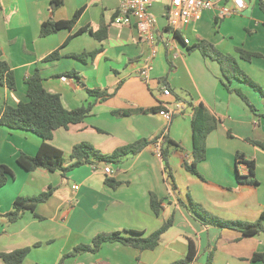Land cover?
I'll use <instances>...</instances> for the list:
<instances>
[{
	"label": "crops",
	"instance_id": "0c3cea01",
	"mask_svg": "<svg viewBox=\"0 0 264 264\" xmlns=\"http://www.w3.org/2000/svg\"><path fill=\"white\" fill-rule=\"evenodd\" d=\"M215 1L233 5V0ZM244 1L246 8L232 18L220 19L215 11H206L201 21L179 32V37L166 29V16L165 20L157 18V54L145 81L140 72L150 48L140 39L134 21L116 22L120 0H63L55 10L52 0H0V59L13 70L17 85L11 90L0 83V114L6 105L28 101L26 80L39 68L45 88L60 95L66 109L94 103L83 122L54 131L51 143L67 159L74 146L84 142L103 154L141 140L151 142L139 154L112 165V175L104 171L108 164L93 163L64 176L21 168L18 157L35 156L42 139L29 131L0 126V163L12 171L0 189V253L30 248L24 264H59L64 255L91 244L99 234L132 230L147 236L173 219V226L154 250L106 243L98 252L69 257L64 264H173L187 255L190 240L197 248L192 264H207L210 254L212 264H264L252 261L255 253L264 252V233L245 237L235 230L207 226L186 207L191 198L208 213L230 221L254 222L264 212V149L252 144L264 143V98L233 81L231 88L250 99L257 109L254 113L223 85L217 61L190 50L202 40L211 43L235 57L264 91V0ZM78 11L81 14L71 30L40 36L46 21L72 20ZM83 29L89 31L80 34ZM90 31L100 33L102 39ZM186 38L190 44L184 43ZM239 49L260 57L246 61ZM56 50L60 59L44 61ZM95 51L86 62L74 57ZM165 86L171 93L164 91ZM95 89L111 96L97 101L88 93ZM177 96L193 105L203 103L220 120L206 140L207 157L198 165L201 177L184 166L193 154L192 108L171 122L160 114ZM125 111L131 113L114 114ZM165 136L176 144L168 146L173 179H168L162 158ZM238 153L255 162L257 186L238 180V175L242 181L250 175L248 166L238 163ZM110 179L117 187L108 183ZM74 185L79 189L74 190ZM51 187L52 196L35 213L26 212L15 223L3 217L18 197H35ZM152 196L164 203L159 214L154 213Z\"/></svg>",
	"mask_w": 264,
	"mask_h": 264
},
{
	"label": "trees",
	"instance_id": "16d2710c",
	"mask_svg": "<svg viewBox=\"0 0 264 264\" xmlns=\"http://www.w3.org/2000/svg\"><path fill=\"white\" fill-rule=\"evenodd\" d=\"M63 5V0H52V9L55 10ZM264 9V4H262ZM81 12L78 11L72 20L68 21H56L50 19L42 24L40 36L42 38L48 37L58 32L68 29L71 30L77 23ZM166 16V15H165ZM168 18V16H166ZM167 30H170L168 26ZM89 31L88 29L80 30V34ZM94 37L101 40L100 33H93ZM158 34V32H157ZM178 35V33H177ZM179 37V35H178ZM190 50H199L204 57H209L214 61H217L222 69L223 79L222 83L227 90L236 92L256 113L257 109L252 104L250 99L238 89H232L231 84L234 80H237L258 92L264 98V91L262 87L254 82L250 76H248L239 67L238 61L231 55H225L216 49L214 45L207 41H200ZM98 51L91 53H84L75 55L77 59L84 62L89 57H94ZM238 53L240 57L246 61H251L254 57H260L259 54H253L245 50L239 49ZM61 58L59 50L54 51L48 55L44 61H53ZM75 73L70 74L74 76ZM0 83L6 85L11 90H16V79L13 70L10 66L0 59ZM27 85V97L28 101L20 102L17 106L6 105L0 114V126H5L11 130H22L35 133L42 139L39 151L35 156H29L21 154L17 162L21 168L27 172H34L37 170H47L49 172H61L62 175H67L70 171L77 167L93 164V163H105L108 165L120 164L127 156L137 155L142 152L146 146L151 143L148 140H141L130 144L128 146L117 149L112 154H103L97 150L90 143H80L74 146L73 151L67 159L65 153L55 147L51 141L53 139L54 131L60 128H68L70 125L79 124L83 122L91 113L94 103H89L86 106L78 109L68 110L65 108L61 96L49 92L44 86V80L42 78L39 68L35 69V72L29 76L26 80ZM164 91L171 93L170 88L164 87ZM88 93L95 97L97 101H106L111 95L108 92L95 89L88 90ZM184 102L186 108L190 107L193 110L191 117V127L193 135V154L192 161L185 162L184 166L186 170L192 174L201 177L198 165L204 161L207 157L206 140L208 136L214 132L220 120L212 115L203 103L193 105L191 101L182 99L179 96L176 98V102ZM131 112H115V115L124 116ZM177 116V115H176ZM175 116V117H176ZM264 117V114L262 115ZM252 144L264 149V143L258 141H252ZM169 145H175L167 136H165V143L162 146V158L165 164V171L168 174V179H173L170 165V152ZM166 146V148L164 147ZM238 163L246 164L249 168V177L244 178L238 175L240 182L248 183L250 185L257 186L258 181L256 179V164L254 161L245 160V155L242 153L237 154ZM68 160L71 163H68ZM9 176H12L11 169L0 163V189L4 187L9 180ZM108 183L113 187H117L118 183L113 179L108 180ZM54 192L53 187L49 190L42 192L35 197H18L13 203V209L3 215L9 223H15L22 218L26 212L35 213L37 207L41 203H45L50 199ZM164 203L157 200L155 196H152V207L155 214H159ZM188 210L194 212L201 221L207 225L216 227L219 229H230L242 233L245 237H252L264 233V212L260 218L254 222L246 221H229L223 220L215 215L208 213L200 204L195 203L189 198V204L186 206ZM173 219L166 221L158 230L154 231L150 235H145L142 232L126 231V232H114L111 234H99L97 235L91 244L80 245L76 247L72 252L63 256L59 264H64L65 259L74 257L86 252L96 253L106 243H121L127 247L137 249L139 251L154 250L160 244V241L164 234H166L173 226ZM30 253V248H24L15 250L12 252H1L0 262L2 264H24L27 256ZM197 259V248L193 241H189V248L187 255L173 264H192ZM253 262L264 263V252L255 253L252 257ZM207 264H212V255L210 254Z\"/></svg>",
	"mask_w": 264,
	"mask_h": 264
},
{
	"label": "built area",
	"instance_id": "2783aa9c",
	"mask_svg": "<svg viewBox=\"0 0 264 264\" xmlns=\"http://www.w3.org/2000/svg\"><path fill=\"white\" fill-rule=\"evenodd\" d=\"M119 15L116 22L119 24H130L135 22L140 39L150 48L149 54L143 60V68L140 77L148 81L152 70L153 62L157 54L158 43V19L151 13L150 9L154 3L165 4L168 28L177 34L186 27L201 21L206 11H215L220 19L232 18L246 8L244 0H233V5H221L215 0H120ZM185 44H190L189 39L184 40ZM63 81H68L67 77H62ZM186 109L184 102H175L170 107L162 110L160 114L171 122L175 116L182 115ZM107 175L113 174L112 165H107L104 169ZM74 190L79 186L74 185Z\"/></svg>",
	"mask_w": 264,
	"mask_h": 264
},
{
	"label": "rangeland",
	"instance_id": "374dc122",
	"mask_svg": "<svg viewBox=\"0 0 264 264\" xmlns=\"http://www.w3.org/2000/svg\"><path fill=\"white\" fill-rule=\"evenodd\" d=\"M162 5V6H161ZM165 4H162V3H158V2H156V3H154L153 4V6L151 7V9H150V11H151V13L152 14H154L157 18H160V19H162L163 18V20H165L164 19V16L166 15V8H165V6H164ZM161 7V8H160ZM167 21V20H166ZM238 63H240L239 61H238ZM240 67V66H239ZM241 70L242 71H244L242 68H241ZM245 73H247L246 71H244ZM181 94L183 93V92H180ZM194 215H196L194 212H192ZM197 216V215H196ZM198 218H199V216H197ZM230 221V220H229ZM233 221H237V220H233Z\"/></svg>",
	"mask_w": 264,
	"mask_h": 264
}]
</instances>
